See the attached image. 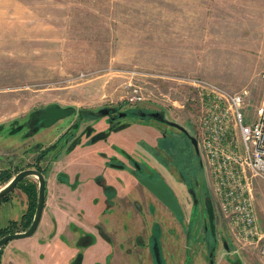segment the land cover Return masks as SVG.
<instances>
[{"label":"rangeland","instance_id":"374dc122","mask_svg":"<svg viewBox=\"0 0 264 264\" xmlns=\"http://www.w3.org/2000/svg\"><path fill=\"white\" fill-rule=\"evenodd\" d=\"M263 69L264 0H0V187L21 169L45 176L56 164L81 168L75 161L81 156L98 167L119 165L126 175H158L173 189L180 216L155 208L158 224L167 220L171 233L189 237L204 264H262L254 251L235 249L200 158L193 159L182 140L174 144L179 132L167 123L192 133L199 106L182 102L194 99L202 83L246 90L241 112L251 117ZM135 89L141 100L130 99ZM48 105L72 111L43 126L39 115ZM103 109L122 115L111 121ZM137 111L158 112L161 120ZM3 172L8 180H1ZM251 187L264 232V181L253 178ZM36 191L30 175L0 198V237L28 227ZM159 234L153 223L151 241Z\"/></svg>","mask_w":264,"mask_h":264},{"label":"crops","instance_id":"0c3cea01","mask_svg":"<svg viewBox=\"0 0 264 264\" xmlns=\"http://www.w3.org/2000/svg\"><path fill=\"white\" fill-rule=\"evenodd\" d=\"M87 160L76 157V166L93 168L56 164L43 176L44 202L37 228L28 237L8 242L1 250L0 264H69L78 252L80 264H154L157 247L162 264H204L202 253L186 241L189 237L171 233L167 220L163 226L158 224L155 208L164 212V206L146 190L143 203L138 196L142 187L132 174L87 164ZM61 173L66 182L56 179ZM110 192L111 203H106ZM125 208L127 215L121 213ZM153 223L160 228L157 246L151 241ZM82 236L94 240L78 247L76 241Z\"/></svg>","mask_w":264,"mask_h":264},{"label":"built area","instance_id":"2783aa9c","mask_svg":"<svg viewBox=\"0 0 264 264\" xmlns=\"http://www.w3.org/2000/svg\"><path fill=\"white\" fill-rule=\"evenodd\" d=\"M263 91L251 117L243 110L246 90L229 92L209 83L185 105L199 106L193 129L213 203L224 220L235 249H249L264 264V232L252 208V179L264 181V69ZM134 90L131 100H141ZM199 95V96H198ZM183 107V104L180 106Z\"/></svg>","mask_w":264,"mask_h":264},{"label":"water","instance_id":"95a60500","mask_svg":"<svg viewBox=\"0 0 264 264\" xmlns=\"http://www.w3.org/2000/svg\"><path fill=\"white\" fill-rule=\"evenodd\" d=\"M72 111V108H63L60 106L55 105H48L43 110L39 118H41V124L43 126L50 125L54 120L59 119ZM148 116L156 117L158 116L157 112H149ZM161 118V117H160ZM168 124L178 128L179 130L184 131V128L175 122H168ZM193 144L194 140L191 138ZM195 146V144H194ZM35 176L37 179V191H36V200H35V207L34 212L31 218V221L28 227L23 231H17L12 233H7L0 237V248L8 241L18 238H24L32 235L36 230V227L39 223L42 209H43V202H44V190H45V180L43 174L38 169L34 168H26L17 171L14 176H12L3 186L0 187V198L7 195L15 186L18 184L19 181L24 179L27 176ZM140 182H142L146 188H148L156 197L161 199L167 207L172 210V212L177 213L178 208L176 205V200L172 195L170 189L166 186L163 181L156 180L155 182L151 183L146 181L145 179L140 178ZM205 212L207 214V220L209 225V231L211 234L214 233V219H213V210L212 205L209 201L205 202ZM155 259L158 264V255L155 249Z\"/></svg>","mask_w":264,"mask_h":264},{"label":"flooded vegetation","instance_id":"af4514ba","mask_svg":"<svg viewBox=\"0 0 264 264\" xmlns=\"http://www.w3.org/2000/svg\"><path fill=\"white\" fill-rule=\"evenodd\" d=\"M100 112L102 113L103 112V114L105 115V116H107V117H109L110 119H111V121L112 120H114L116 117H120L122 114H115L114 112H111L110 110H106V109H103V110H100ZM149 112H155V111H146V112H144V111H137L136 113L137 114H139V116L140 117H144V116H148V113ZM158 113V112H157ZM40 116V115H39ZM148 117H150V116H148ZM150 118H158L159 120H161V118H160V116H159V114H158V116H156V117H150ZM41 119V118H40ZM42 120V119H41ZM163 121V120H162ZM168 124V123H167ZM170 125V124H169ZM170 126H172V125H170ZM181 126V125H180ZM172 127H174V126H172ZM176 128V127H175ZM177 130H178V132H179V134L176 136V139H175V145L178 143L176 140L177 139H179L180 141H179V143L181 142V140H182V142H184L185 143V145H186V147L188 146V152H189V155L194 159V158H198L199 157V148H198V144H197V141H196V138H195V132H194V129L192 130V133L190 132V130L189 129H186V128H184V131H182V130H179L178 128H176ZM174 135V134H173ZM173 135H172V138H173ZM170 136V134L169 135H165V136H163V137H169ZM191 138H193V140H194V144H195V146H194V144H193V142H192V140H191ZM170 147H172V145L170 144ZM181 148H184L183 146H181ZM166 149V148H165ZM167 150V149H166ZM200 158V157H199ZM199 164L201 163V161L199 160V162H198ZM113 167H116V168H121V166H119V165H114V164H111ZM201 165H202V163H201ZM135 166H137V165H135ZM138 168H139V166L138 167H136V169L138 170ZM139 170H140V168H139ZM40 171V170H39ZM132 172V175L136 178V180L138 181V183L140 184V185H142L147 191L149 190L148 188H146L145 187V185L142 183V182H140V178H142V179H145L146 181H149V182H151V183H153V182H155L156 180H160V181H163L164 182V180L160 177V176H158V175H154V177H152V178H150V177H148L147 176V174L146 173H144L143 174V176L144 177H141V175L139 176H137V173L134 171V170H132L131 171ZM140 172V171H139ZM165 183V182H164ZM166 184V186L170 189V191H171V193H172V195L174 196V198H175V200H176V205H177V208L179 209V205H178V201H177V199H176V196L174 195V191H173V189L170 187V185H168L167 183H165ZM150 194H152V192L149 190L148 191ZM187 192L191 195V196H193V193L190 191V189H188L187 188ZM153 195V194H152ZM154 197H155V199L158 201V202H160L167 210H169L174 216H175V218H177V219H179L180 217H177L176 216V213H174V212H172V210H170L168 207H167V205L161 200V199H159L158 197H156L155 195H153ZM112 197V196H111ZM110 197V198H111ZM110 198H108V199H106L105 201L106 202H108V201H110ZM193 201H195L194 199H193ZM110 203H111V201H110ZM178 213V212H177ZM211 234V233H210ZM214 234V233H213ZM213 234H211V235H213ZM212 240H215V238L214 239H212ZM11 241V240H10ZM155 245L157 246V243L155 242ZM224 246H225V244H224ZM158 248V247H157ZM157 248H156V250H157ZM213 248V247H212ZM212 248H210V250H209V252H208V254H209V259H210V257H211V249ZM157 255H158V264H162V262H161V260H160V256H159V253H158V251H157ZM210 262V261H209ZM105 264H107V261H106V263ZM154 264H157V261H156V259H155V261H154ZM186 264H187V261H186ZM189 264V263H188Z\"/></svg>","mask_w":264,"mask_h":264},{"label":"trees","instance_id":"16d2710c","mask_svg":"<svg viewBox=\"0 0 264 264\" xmlns=\"http://www.w3.org/2000/svg\"><path fill=\"white\" fill-rule=\"evenodd\" d=\"M3 174H4V175L1 177V180H6V179L8 178V176H6V173H5V172H3ZM7 180H8V179H7ZM19 183H20V181L18 182V184H19ZM26 191H27V193H29V189H28V188H26ZM112 194H113V192H110L108 198H110ZM5 196H6V195H5ZM5 196H3V198H5ZM176 216H177V217H180L178 213H176ZM1 236H2V235H1ZM85 239H86V236H82V237H79V238L77 239L76 242H77V244L79 245V247H82V246L88 245V244H90V243L92 242V240H93L91 236H89V238H88L87 241H85ZM80 260H81V254H80V252H78V253L75 255V257L70 261L69 264H80Z\"/></svg>","mask_w":264,"mask_h":264}]
</instances>
